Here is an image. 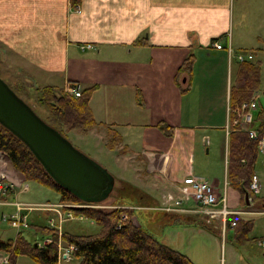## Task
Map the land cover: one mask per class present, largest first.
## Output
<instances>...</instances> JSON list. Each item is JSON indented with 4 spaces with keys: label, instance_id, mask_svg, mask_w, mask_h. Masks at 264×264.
Returning <instances> with one entry per match:
<instances>
[{
    "label": "crops",
    "instance_id": "crops-1",
    "mask_svg": "<svg viewBox=\"0 0 264 264\" xmlns=\"http://www.w3.org/2000/svg\"><path fill=\"white\" fill-rule=\"evenodd\" d=\"M213 42L222 48L215 50ZM238 54L250 55L249 62L260 67L264 0H0V72L35 94L45 86L63 92L93 88L88 106L96 126L87 132L108 136L106 148L123 172L131 173L134 162L135 182L113 178L114 187L133 189L138 210L164 213L154 218L149 212L154 222L145 217L148 227L138 225L192 264H217L222 242H229L225 233L233 228L221 224L223 232L214 236L188 212L158 209L189 179L209 184L219 197L224 192L227 208L248 227L244 247L264 250L257 245L264 241V191L245 198L226 180L228 96ZM210 79L214 88L200 85ZM258 111L264 116L263 98L254 121ZM9 173L0 160V206L29 203L17 201L21 183L12 185ZM255 223L258 237L249 238ZM204 238L218 241L207 247ZM4 256L0 252V264Z\"/></svg>",
    "mask_w": 264,
    "mask_h": 264
},
{
    "label": "trees",
    "instance_id": "trees-1",
    "mask_svg": "<svg viewBox=\"0 0 264 264\" xmlns=\"http://www.w3.org/2000/svg\"><path fill=\"white\" fill-rule=\"evenodd\" d=\"M190 57L186 63L189 64ZM188 70V69H187ZM260 67L258 62H239L229 88L228 108L229 122L234 118L232 110L247 103L259 88ZM93 88L83 89L79 97L45 86L35 89L37 103L48 112L45 122L65 138L64 132L77 130L86 133L96 126L88 106L89 96ZM255 122V124H254ZM251 125L259 135H264V116L258 111ZM255 142L248 139L247 134L236 126L229 125L227 136L226 180L234 185L240 193L255 198L249 190L253 168L257 157ZM0 160L5 161L10 172L16 177V184L29 182L49 188L58 195L57 204L82 203L72 194L56 185L37 162L30 151L17 138L0 126ZM15 184V185H16ZM8 188H6V191ZM264 207V197L261 200ZM73 217L81 216L98 227V233L91 236H78L58 233L54 228L36 227L35 231L52 240L44 248L34 247L22 238L20 232L11 240H0V252L7 255L6 264H15L19 257H27L34 264H57L56 240L72 247V259L77 264H192L184 255L156 241L149 233L132 224L131 212L125 208H114L107 211L93 209H69ZM124 214L127 220L116 229V222ZM130 217V218H129ZM237 219V217H232ZM136 222V221H135ZM239 222L240 226H237ZM246 240L248 227L241 220L235 227ZM248 241V240H247ZM253 242V240H250Z\"/></svg>",
    "mask_w": 264,
    "mask_h": 264
},
{
    "label": "rangeland",
    "instance_id": "rangeland-1",
    "mask_svg": "<svg viewBox=\"0 0 264 264\" xmlns=\"http://www.w3.org/2000/svg\"><path fill=\"white\" fill-rule=\"evenodd\" d=\"M0 74L3 76V77L0 76V80L3 81L4 83H7L9 85L11 91H13V93L22 102H24V104H26L39 119L47 122L48 121L47 109L44 106L37 103V101H36L37 100V94H35L34 92L18 89L17 86H15V84L11 80V78L6 79L7 76L4 73V70H1ZM259 79H260V83H259L258 91L254 92L252 94L251 98L255 94H258L261 96V94L264 93V58L261 60V63H260ZM203 83L205 84V86H207L208 89L214 88L217 84L216 80H211V79H210V81L209 80H204V82L201 81L200 85L203 86ZM262 98L263 97H260L259 99L262 100ZM236 127L238 128V126H236ZM63 134L65 136L66 141L75 150H77L79 153H81L82 155H84L88 159L95 162L101 168H103L112 178L118 179V178L123 177L129 182H135L134 181V175H132V173H133L132 169H133L134 162L130 163L131 164V167H130L131 173L123 172V170H121V168L118 165V161H117L118 159L115 156V154L106 148V146L109 143V140H107L108 136L105 135L106 137H102L104 139L103 140V139H101V134L98 137V136H94L93 134H91L89 132L81 133L75 129L66 131ZM114 150H115V153L118 155L120 149L118 147H116V149H114ZM198 152H199L198 156L203 157L204 153H205V147L204 146L199 147ZM130 159H131V161L134 160L133 158H130ZM263 165H264V152L257 154L256 161L254 164V169H253V173L257 176V179L259 182L258 193L260 195H263V191H264V166ZM213 171H214V169H212V171L209 174H207V173L206 174L207 175H210V174L213 175ZM216 175H218V174L216 173ZM7 176H8V179H10L12 181V185L16 184L15 182H17V181H16V177L14 176L13 172H10ZM137 178L141 179V176H137ZM218 181H219V183H221V177L218 178ZM184 184L185 183L181 184V186H183ZM205 184L211 188V195L213 194L212 198L219 203V201H221V198L224 197V192L221 195V197H219L218 195L215 194V191L212 189V187L209 184H207V183H205ZM116 186H120V185L115 184V187L113 185L112 191L105 201L101 202L99 205L93 204V206L95 207V209H93V210L106 211V207L112 209V208H118V206L120 208L128 209L131 212V218L129 217L130 220L133 223H137V221H138L137 224H139L141 227H146V228L148 226H146V224L144 223L146 221L145 217L148 218V221H149L148 223H150V222L153 223L154 220L151 221V219L149 217V215L151 213H152L151 216H154V218H156L160 215H165L164 213L157 212L154 208H148V207L142 208L145 210H149L148 212H146L142 209L138 210L136 207V206H138V203L136 200H134L133 189H131V190H124V189L120 190ZM121 186H123V185H121ZM15 188L17 191L16 192L17 193V198H16L17 201L23 202V203L29 202V203L25 204L24 207H29V208H33V209L35 208L34 210L28 211L31 213L27 212L28 213L27 217H26L27 229L20 231V235L22 236V238L25 239L30 244H37V243L41 244L42 239L47 238L44 235L40 234L39 232L35 231L36 227H46L47 226L49 228H52V226L56 227V226L61 225L60 226L61 229L59 228L60 230L59 229L57 230L58 233L63 232V233H68L71 235H78V236H91V235H95L98 233V231H99L98 227L95 226L92 221L84 219V218H83V220L78 219V218L66 219V220H63L59 223L58 222L59 217H58L57 213H55V212L60 210V207L58 205H60V206H62V205L57 204L59 197L55 192H53L49 188H46V187H43V186H40L37 184L29 183V182H23L20 185H16ZM179 188L180 187H178V189L176 191L173 189L172 192H170V194L172 196L176 195V196L180 197L181 193L178 191ZM14 192H15V190H14ZM122 198H126V199L123 200ZM189 199L192 200L191 197H189ZM31 203H34V204H31ZM81 204L82 203L72 204L70 202H67L64 205H81ZM127 205H130V206H127ZM125 206H127V207H125ZM225 206H226V204H225ZM101 207H103L105 209H102ZM182 207L186 208V207H184V205ZM42 208L47 209V211L36 210V209H42ZM63 208H61L62 218H64V215H65L64 211L62 210ZM96 208H101V209H96ZM138 208H141V207H138ZM216 208L218 209L219 205L216 206ZM68 209H73V208H68ZM188 209H190L188 214H190L191 217L197 218V221L201 222L200 226L202 227L204 224L205 228L208 229V231L214 236L215 235L219 236V233L223 232L221 224L224 226V230H226L228 228L227 222H225V221H224L225 223L222 222V220L219 216L217 218H209L208 216H204L205 214L203 215L201 213V208L196 207L194 205V203L192 204L191 208H188ZM226 209H227V207H226ZM13 211H14V208L11 206H6V207L0 206V214H4V215L8 216V215L12 214ZM149 212H151V213H149ZM181 213H183V212H181ZM232 219H233L232 217L229 218V220H232ZM236 221H237V219H236ZM149 225L152 226L151 224H149ZM237 226H240L239 222H238ZM237 226L233 228L232 232L230 231L229 233H225V237L229 240V242L228 241L225 243L222 242L221 247L219 248L218 253H217V264H264V256H263L264 250L258 249L255 246H253V248L250 249L248 247V245L245 248L244 242H247V241L240 240V239H244V238L240 234L238 236V228L239 227H237ZM256 226H257V223H255L254 229L249 233V236H250L249 238L258 237L257 236L258 234H256V233L258 231H260V228L257 229ZM17 233L18 232H15L14 230H12L8 226L7 223L0 221V240H6V239L13 238V237H15V235ZM233 239H234V241H233ZM215 240L218 241V238L213 239V241H211L207 238H204L203 243L207 247H209V245H212ZM56 242H57V240H56ZM56 242H54V243L56 244ZM59 242L61 244L60 247H66V245L63 242H61V241H59ZM236 243H239V244L243 243V245L239 246ZM56 250H57V248H56ZM232 250H234V255L229 256L230 255L229 252H231ZM4 255H5L4 258H6V263H7V255L6 254H4ZM28 262L30 264L33 263L27 257H19L15 261V263H17V264H25ZM76 262H77L76 260L71 259L68 263H65V264H76Z\"/></svg>",
    "mask_w": 264,
    "mask_h": 264
},
{
    "label": "water",
    "instance_id": "water-1",
    "mask_svg": "<svg viewBox=\"0 0 264 264\" xmlns=\"http://www.w3.org/2000/svg\"><path fill=\"white\" fill-rule=\"evenodd\" d=\"M0 126L24 144L56 185L81 202L101 203L111 193L113 178L39 119L1 80Z\"/></svg>",
    "mask_w": 264,
    "mask_h": 264
},
{
    "label": "built area",
    "instance_id": "built-area-1",
    "mask_svg": "<svg viewBox=\"0 0 264 264\" xmlns=\"http://www.w3.org/2000/svg\"><path fill=\"white\" fill-rule=\"evenodd\" d=\"M212 46L215 50H220L222 48V45L218 42H213ZM89 48V46L87 47ZM229 51V49H228ZM236 61L244 62L251 60V56H243L241 54H238L235 56ZM65 92L69 95H72L73 97L77 98L79 97L80 92L77 88L74 86L69 87L65 90ZM260 97L264 98V93L260 95L255 94L253 97L247 102L243 103L234 110H232V113L234 114V118L231 120L230 125L231 126H238V128L245 132L247 134V137L249 140L255 142L257 153H263L264 152V135H259L257 131L251 127L252 123L254 122V112L257 108V101ZM185 184L179 188V192L181 193V196H172L170 193L166 194L163 197L162 206L158 209L164 211V212H189L190 209L188 208H181V206L185 205L189 201L194 203L196 207L201 208V213L204 216H208L209 218H217L218 216L221 218L222 222H228V225L232 228L235 227V219L229 220L230 217H235L238 212L231 211L226 209V199L225 196L221 198V201L219 203L215 201L212 198L211 195V188L205 184V182H200L195 179H189L184 182ZM4 188V187H3ZM2 187H0V191L3 190ZM249 190L252 194H258L259 191V183L257 182V179L254 175L251 176L250 183H249ZM191 197L192 200L189 199ZM100 203H96L95 205H99ZM62 206L58 205L60 207L59 211H56L59 219L58 222L60 223L63 220L66 219H81V216L73 217L71 215L70 211H64V218H62V210H69L68 208L73 209H95L93 204L83 203L81 205H64ZM219 205V208L217 209L216 206ZM14 206V212L8 216L2 215L1 221L8 224V226L14 230L15 232H20L21 230L27 229V212L34 210L33 208L24 207L23 205L13 204ZM106 207V206H105ZM66 208V209H65ZM102 209H105L101 207ZM96 208V209H101ZM114 209V208H112ZM36 210H42L47 211V209H36ZM111 210L110 208L106 207V211ZM127 220L126 215L122 214L118 221L116 222L115 228L118 229L123 222ZM52 221V220H51ZM53 222V221H52ZM224 222V223H225ZM54 223V222H53ZM52 228H54L52 226ZM55 229V228H54ZM58 230V227L56 228ZM60 240L58 239L55 246L57 248V259L62 261H69L71 260L72 256V247H60ZM52 243V240L50 238H43L41 244L37 243L36 246L38 248H44L45 246ZM259 247L264 248V241H260L257 244ZM2 264H6V258L2 260Z\"/></svg>",
    "mask_w": 264,
    "mask_h": 264
}]
</instances>
